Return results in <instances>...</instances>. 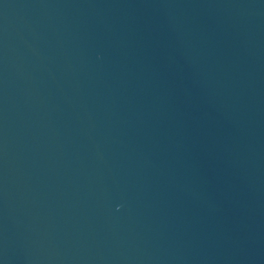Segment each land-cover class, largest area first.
<instances>
[{
  "label": "water",
  "instance_id": "1",
  "mask_svg": "<svg viewBox=\"0 0 264 264\" xmlns=\"http://www.w3.org/2000/svg\"><path fill=\"white\" fill-rule=\"evenodd\" d=\"M0 264H264V0H0Z\"/></svg>",
  "mask_w": 264,
  "mask_h": 264
}]
</instances>
